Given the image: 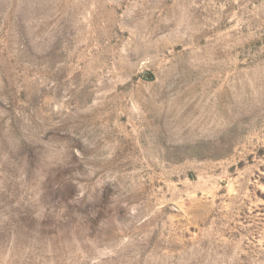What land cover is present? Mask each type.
I'll use <instances>...</instances> for the list:
<instances>
[{"label":"rangeland","instance_id":"obj_1","mask_svg":"<svg viewBox=\"0 0 264 264\" xmlns=\"http://www.w3.org/2000/svg\"><path fill=\"white\" fill-rule=\"evenodd\" d=\"M0 264H264V0H0Z\"/></svg>","mask_w":264,"mask_h":264}]
</instances>
